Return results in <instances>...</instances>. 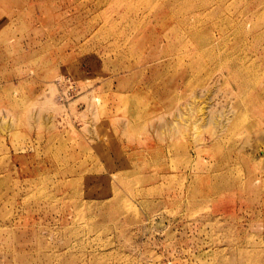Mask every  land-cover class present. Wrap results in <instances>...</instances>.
Masks as SVG:
<instances>
[{"label":"rangeland","instance_id":"374dc122","mask_svg":"<svg viewBox=\"0 0 264 264\" xmlns=\"http://www.w3.org/2000/svg\"><path fill=\"white\" fill-rule=\"evenodd\" d=\"M0 264H264V0H0Z\"/></svg>","mask_w":264,"mask_h":264}]
</instances>
